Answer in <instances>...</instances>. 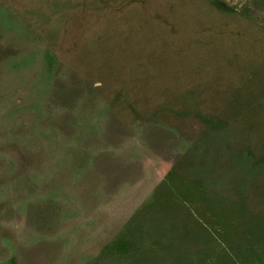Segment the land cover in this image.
I'll return each mask as SVG.
<instances>
[{"label":"rangeland","instance_id":"obj_1","mask_svg":"<svg viewBox=\"0 0 264 264\" xmlns=\"http://www.w3.org/2000/svg\"><path fill=\"white\" fill-rule=\"evenodd\" d=\"M0 264H264V0H0Z\"/></svg>","mask_w":264,"mask_h":264}]
</instances>
